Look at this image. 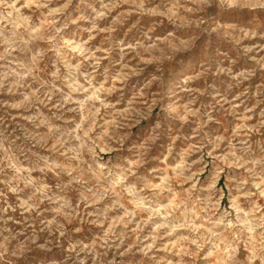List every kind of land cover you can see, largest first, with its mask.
<instances>
[{"label":"rangeland","instance_id":"rangeland-1","mask_svg":"<svg viewBox=\"0 0 264 264\" xmlns=\"http://www.w3.org/2000/svg\"><path fill=\"white\" fill-rule=\"evenodd\" d=\"M0 264H264V0H0Z\"/></svg>","mask_w":264,"mask_h":264}]
</instances>
